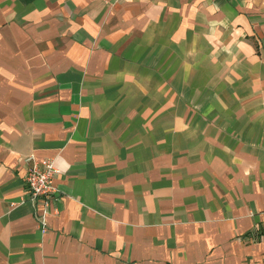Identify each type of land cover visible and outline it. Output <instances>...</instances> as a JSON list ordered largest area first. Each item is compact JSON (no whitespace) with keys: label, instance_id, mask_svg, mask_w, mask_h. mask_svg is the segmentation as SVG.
Returning a JSON list of instances; mask_svg holds the SVG:
<instances>
[{"label":"crops","instance_id":"1","mask_svg":"<svg viewBox=\"0 0 264 264\" xmlns=\"http://www.w3.org/2000/svg\"><path fill=\"white\" fill-rule=\"evenodd\" d=\"M0 264H264V0H0Z\"/></svg>","mask_w":264,"mask_h":264},{"label":"built area","instance_id":"2","mask_svg":"<svg viewBox=\"0 0 264 264\" xmlns=\"http://www.w3.org/2000/svg\"><path fill=\"white\" fill-rule=\"evenodd\" d=\"M59 169L54 159L45 158L41 161H32L25 174V186L28 193L27 200L36 210V220L42 232L47 231L48 226L44 215L48 212L52 202L57 198V187L54 183Z\"/></svg>","mask_w":264,"mask_h":264},{"label":"rangeland","instance_id":"3","mask_svg":"<svg viewBox=\"0 0 264 264\" xmlns=\"http://www.w3.org/2000/svg\"><path fill=\"white\" fill-rule=\"evenodd\" d=\"M237 66H239V64H237Z\"/></svg>","mask_w":264,"mask_h":264}]
</instances>
